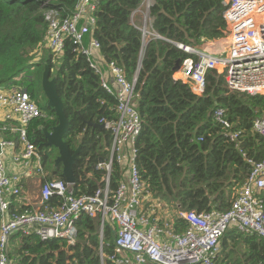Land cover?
<instances>
[{"label":"trees","instance_id":"trees-1","mask_svg":"<svg viewBox=\"0 0 264 264\" xmlns=\"http://www.w3.org/2000/svg\"><path fill=\"white\" fill-rule=\"evenodd\" d=\"M142 1L98 0L96 37L105 57L122 66L128 78L138 72L136 93L143 120L137 140L141 177L160 215L177 231H183L189 223L179 216L180 210L227 209L251 169L248 157H264V136L254 129L256 118L264 112V95L230 91L224 78L214 71L207 73V86L201 95L183 81H175L173 76L180 75L176 62L188 54L162 38L143 46L142 31L131 19ZM223 1L154 0L150 7L153 28L169 40L186 44L220 38L226 27ZM74 6L75 0H0V87L21 84L18 86L27 89L46 113L43 125L50 130L58 117L47 106L43 92L44 64L55 71L52 76L57 78L70 121L64 140L72 151L82 144L74 188L76 194H83L93 193L104 184L106 171L97 165L109 154L112 134L99 127V120L116 118V98L101 86L100 76L86 57L73 51L71 41H66L64 52L55 60L58 55L47 40L45 13L62 7L63 14H68ZM220 106L225 108L232 129L243 131L241 148L247 157L225 137L222 125L215 120L214 111ZM37 120L28 128L39 145L46 139ZM14 138L19 141L17 135ZM40 151L46 179H65L51 148L42 146ZM120 179V166L115 162L112 191ZM162 200L173 207L172 212L161 208ZM57 201L53 199V203ZM77 224L74 244L61 238L43 240L35 232H15L10 243L11 264H102L99 221L83 214ZM115 227L111 223L105 226L102 248L107 255L115 245ZM217 258L224 264H264V238L230 228L222 238ZM105 264L113 263L105 259Z\"/></svg>","mask_w":264,"mask_h":264},{"label":"built area","instance_id":"built-area-1","mask_svg":"<svg viewBox=\"0 0 264 264\" xmlns=\"http://www.w3.org/2000/svg\"><path fill=\"white\" fill-rule=\"evenodd\" d=\"M98 0H75L73 10L63 14L62 7L45 13L47 40L60 56L66 41L73 51L86 57L89 66L100 76L101 86L115 96L116 118L102 117L111 131L110 151L97 167L106 174L95 192L76 194L74 185L65 179H46L44 154L28 133L30 123L42 111L30 92L22 86L0 87V264H11V236L22 230L35 232L41 239L61 238L74 244L77 222L83 214L99 221L102 263L113 264H224L218 260L222 238L230 228L264 238V157H248L251 169L232 204L225 210H180L179 216L189 225L177 231L160 215V210L141 177L137 140L143 130L138 108L136 84L138 72L130 79L115 60H108L96 37ZM154 0H143L132 12L131 19L142 16L143 46L151 39L168 38L156 32L150 7ZM226 27L222 47L207 48L201 44L172 41L188 55L181 59L179 80L201 95L207 86V73L214 71L225 80L230 91L264 95V0H224ZM212 40V41H214ZM215 45V44H214ZM216 46V45H215ZM103 103V101H102ZM224 135L234 142L242 154L241 129H232L224 107L214 111ZM254 129L264 136V112L256 118ZM18 136L16 141L14 136ZM120 166L121 179L112 191L114 163ZM33 175L39 181L33 186L37 203L17 204L26 190L25 178ZM39 185V186H38ZM38 188L36 189V187ZM56 198L57 203H53ZM154 203V204H153ZM151 204V205H148ZM107 223L116 225L115 245L105 254L102 239Z\"/></svg>","mask_w":264,"mask_h":264},{"label":"water","instance_id":"water-1","mask_svg":"<svg viewBox=\"0 0 264 264\" xmlns=\"http://www.w3.org/2000/svg\"><path fill=\"white\" fill-rule=\"evenodd\" d=\"M180 61L181 58L176 62V67L178 69L180 67ZM42 88L47 98V106L51 107L56 112L58 123L50 130L44 128L46 141L41 143V146L45 148L54 147L58 150V154L54 160L55 165L62 166V174L67 182L76 184L75 164L82 149V144H79L78 147L72 151L70 144L64 140V135L70 127V121L64 109V102L58 92L57 78L56 76H52V68L48 63L44 64ZM99 127L104 128L105 124H99ZM101 161H104L102 157Z\"/></svg>","mask_w":264,"mask_h":264},{"label":"crops","instance_id":"crops-1","mask_svg":"<svg viewBox=\"0 0 264 264\" xmlns=\"http://www.w3.org/2000/svg\"><path fill=\"white\" fill-rule=\"evenodd\" d=\"M216 42L218 43V40L205 41L203 43V45L204 46L206 45L207 48L217 47V43ZM179 73H180V75L178 77L173 76L175 78H178L177 80H179V78L181 77V72L179 71ZM37 181H39V178L35 177L33 175H29V176H27L25 178L26 190L24 192V195L21 197V199H19L17 201L18 205L22 206V205L28 204V203H31V204H36L37 203L36 191L35 192L32 191L33 186L37 183Z\"/></svg>","mask_w":264,"mask_h":264},{"label":"rangeland","instance_id":"rangeland-1","mask_svg":"<svg viewBox=\"0 0 264 264\" xmlns=\"http://www.w3.org/2000/svg\"><path fill=\"white\" fill-rule=\"evenodd\" d=\"M140 7L144 10L145 8H144V6H142V4H140ZM134 19H135V22H136V24L139 26V25H143V19H142V16H140V15H137V16H135L134 17ZM217 43V42H216ZM223 44H225V39H218V43H217V46H219V47H222L223 46ZM55 60L57 61V60H59V56H56L55 57ZM55 74V71L54 70H52V75H54ZM174 79H175V81H177V79L178 78H175L174 77ZM18 85H21V84H18ZM36 101V100H35ZM37 102V101H36ZM51 151H52V154H53V157H54V159H55V157H56V155H57V153H58V150L56 149V148H51ZM39 186V185H38ZM38 186L36 187V189L38 188ZM160 206H161V208L162 209H164V210H170L171 212L173 211V207H170V206H168V204L165 202V201H161L160 202ZM174 212H177V210H174Z\"/></svg>","mask_w":264,"mask_h":264},{"label":"flooded vegetation","instance_id":"flooded-vegetation-1","mask_svg":"<svg viewBox=\"0 0 264 264\" xmlns=\"http://www.w3.org/2000/svg\"><path fill=\"white\" fill-rule=\"evenodd\" d=\"M42 101H43V99H42ZM46 103H47V101H46ZM45 117H46V113L42 111V115H41V116L38 118V120H37V121L40 122V124L38 125V129H42L43 132H44V128H46V126L43 125V122H44ZM37 140H38V139H37ZM39 140H40V139H39ZM45 141H46V140H45ZM45 141H43V140L40 141V144L38 145V147H39V148L42 147V146H41V143H43V142H45Z\"/></svg>","mask_w":264,"mask_h":264},{"label":"bare ground","instance_id":"bare-ground-1","mask_svg":"<svg viewBox=\"0 0 264 264\" xmlns=\"http://www.w3.org/2000/svg\"><path fill=\"white\" fill-rule=\"evenodd\" d=\"M28 130V133H29V128L27 129ZM100 237H101V235H100ZM103 264V263H102Z\"/></svg>","mask_w":264,"mask_h":264}]
</instances>
